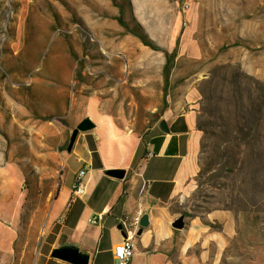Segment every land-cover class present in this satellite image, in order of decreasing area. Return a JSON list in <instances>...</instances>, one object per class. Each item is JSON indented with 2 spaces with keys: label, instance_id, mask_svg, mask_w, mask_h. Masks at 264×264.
<instances>
[{
  "label": "rangeland",
  "instance_id": "374dc122",
  "mask_svg": "<svg viewBox=\"0 0 264 264\" xmlns=\"http://www.w3.org/2000/svg\"><path fill=\"white\" fill-rule=\"evenodd\" d=\"M1 3L0 264H30L38 219L63 167L49 142L52 122L66 118L31 122L23 103L31 76L23 78L13 63L21 2ZM39 5L54 16L56 35L85 47L74 96L80 90L112 95L140 124L142 116L155 120L153 110H160L169 89L193 91L204 129L199 170L171 208L185 216L183 231L204 228L213 237L209 262L264 264V0H39ZM177 44L165 85V51ZM203 240L186 253L200 254Z\"/></svg>",
  "mask_w": 264,
  "mask_h": 264
},
{
  "label": "crops",
  "instance_id": "0c3cea01",
  "mask_svg": "<svg viewBox=\"0 0 264 264\" xmlns=\"http://www.w3.org/2000/svg\"><path fill=\"white\" fill-rule=\"evenodd\" d=\"M13 1L21 2L19 54L13 63L23 78L31 76V85L23 91L24 107L31 122L61 114L66 118V123L52 122L54 136L49 142L63 167L38 219L39 235L30 264H72L52 256L57 247L77 248L89 264H117L114 248L126 238L125 218L135 232L130 264H215L207 260L213 237H208L206 229L183 231L172 225L178 217L171 208L173 200L199 170L204 131L199 127L193 91L183 86L169 89L160 110H153L155 120L142 116L140 124L132 121V110L115 105L112 95L87 96L80 90L74 96L76 69L85 47L55 34L54 16L39 0ZM111 17L119 22V16ZM85 106L87 110H82ZM85 117L96 126L80 131L68 151L69 136ZM83 169L85 193L76 196L74 185ZM111 169H124L125 175L112 176ZM100 213L103 219L94 223ZM144 215L148 224L139 234ZM202 237V252L186 253Z\"/></svg>",
  "mask_w": 264,
  "mask_h": 264
},
{
  "label": "water",
  "instance_id": "95a60500",
  "mask_svg": "<svg viewBox=\"0 0 264 264\" xmlns=\"http://www.w3.org/2000/svg\"><path fill=\"white\" fill-rule=\"evenodd\" d=\"M96 126L95 122L90 117H85L82 119L78 125L73 129L69 144L68 151H71L73 145L77 139V136L80 131H89ZM108 174L115 177H123L125 175L124 169H111L108 171ZM148 224V216L144 215L140 225L142 228L139 230V234L142 232L143 227ZM185 216L183 214L179 215L172 223L173 227L176 229H182L185 226ZM52 256L70 262L72 264H89V258L87 256L82 255L77 248H54L52 251Z\"/></svg>",
  "mask_w": 264,
  "mask_h": 264
},
{
  "label": "built area",
  "instance_id": "2783aa9c",
  "mask_svg": "<svg viewBox=\"0 0 264 264\" xmlns=\"http://www.w3.org/2000/svg\"><path fill=\"white\" fill-rule=\"evenodd\" d=\"M86 170H80L78 173L77 181L74 185V194L76 196L83 195L85 193V181ZM104 214L100 213L98 216L93 218V222L96 223L98 220L103 219ZM122 225L126 230V238L121 243H118L114 248V254L117 261V264H130L131 258L134 253L135 244L134 237L135 232L131 228V223L128 219L122 220Z\"/></svg>",
  "mask_w": 264,
  "mask_h": 264
},
{
  "label": "trees",
  "instance_id": "16d2710c",
  "mask_svg": "<svg viewBox=\"0 0 264 264\" xmlns=\"http://www.w3.org/2000/svg\"><path fill=\"white\" fill-rule=\"evenodd\" d=\"M178 54V44L175 46V48L172 51H165V55H166V61L165 64L163 66V75H164V82L165 85H167L170 81V76H171V72L172 69L175 65V58ZM199 127L204 130L202 128V126L199 123ZM96 153V152H95Z\"/></svg>",
  "mask_w": 264,
  "mask_h": 264
}]
</instances>
